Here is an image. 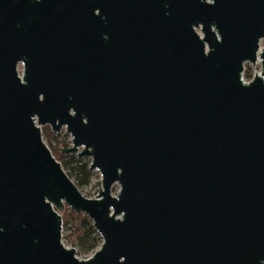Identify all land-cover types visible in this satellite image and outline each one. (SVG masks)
<instances>
[{
  "label": "water",
  "instance_id": "water-1",
  "mask_svg": "<svg viewBox=\"0 0 264 264\" xmlns=\"http://www.w3.org/2000/svg\"><path fill=\"white\" fill-rule=\"evenodd\" d=\"M262 38L264 0H0V264H264ZM65 206L102 239L85 259Z\"/></svg>",
  "mask_w": 264,
  "mask_h": 264
},
{
  "label": "rangeland",
  "instance_id": "rangeland-1",
  "mask_svg": "<svg viewBox=\"0 0 264 264\" xmlns=\"http://www.w3.org/2000/svg\"><path fill=\"white\" fill-rule=\"evenodd\" d=\"M259 46H260V48H262V47L264 48V38L260 39ZM21 68H22L21 65H19L18 66L19 72L21 71ZM259 71H260V63L251 64V63L247 62L244 64V71H243L242 76L244 77V79L249 80L254 75V72L258 73ZM48 129L52 132V135H53V137H51V139L45 138L43 136L44 132L47 131L46 133H48ZM41 130H42L41 132H42L43 141L48 146L50 151H54L57 154L62 155L59 157V160H57V159L56 160L61 163V165H62V167L66 173L67 172L70 173L71 176H69V177L77 185L80 192L86 197H89V198L95 197L98 194V190L101 188V175H100L99 171L90 170L91 176L89 178L88 183L87 184H78V182L75 178V173L77 171L72 169L75 167L76 162L73 161L74 159L69 154H72V153L75 154V156H76L75 159L81 158V157H78L75 152L64 153V152L59 151V148H61V147L68 148L71 146V136L66 131V128L61 127V129L59 130V133H58V132H53L49 125H43V126H41ZM52 135H49V136H52ZM81 149L82 148L79 147L78 150L80 151ZM56 157H58V156L56 155ZM82 158L84 160L89 161V163H90V157L82 156ZM118 189H119V186L117 184H114L111 188L112 194H115L118 191ZM68 232H69L68 229H62V242L67 247H73V246H70L69 243L66 242L65 236L68 234ZM74 248L76 249V253H75L76 256L80 259H85L89 255H91V253H84L77 246Z\"/></svg>",
  "mask_w": 264,
  "mask_h": 264
},
{
  "label": "trees",
  "instance_id": "trees-1",
  "mask_svg": "<svg viewBox=\"0 0 264 264\" xmlns=\"http://www.w3.org/2000/svg\"><path fill=\"white\" fill-rule=\"evenodd\" d=\"M46 132L43 133V136L51 139V137H53L52 132L49 129L48 133ZM59 151L62 152V149L59 148ZM51 153L57 160L62 156L54 151H51ZM56 155L58 157H56ZM69 155L74 159L73 161L76 162L75 167L72 169L77 171L75 173V178L78 184H87L91 176L89 161L84 160L82 157L75 159L76 156L73 153ZM67 174L71 176L70 173L67 172ZM61 217L62 229H68L69 231L65 236L66 242L69 243L70 246L79 247L84 253L92 254L101 244L102 239L93 227L90 218L82 212H76L70 209L68 206H65L61 213Z\"/></svg>",
  "mask_w": 264,
  "mask_h": 264
},
{
  "label": "built area",
  "instance_id": "built-area-1",
  "mask_svg": "<svg viewBox=\"0 0 264 264\" xmlns=\"http://www.w3.org/2000/svg\"><path fill=\"white\" fill-rule=\"evenodd\" d=\"M256 63H260L258 59H257ZM253 76H254V75H253ZM253 76H252V78H253ZM252 78H250L249 80H251ZM242 79H243V81H249V80L244 79L243 76H242Z\"/></svg>",
  "mask_w": 264,
  "mask_h": 264
}]
</instances>
